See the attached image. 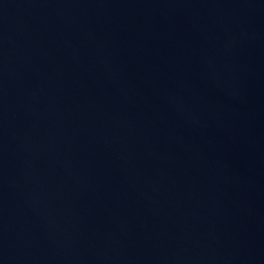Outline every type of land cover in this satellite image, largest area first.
<instances>
[{
    "label": "water",
    "instance_id": "water-1",
    "mask_svg": "<svg viewBox=\"0 0 264 264\" xmlns=\"http://www.w3.org/2000/svg\"><path fill=\"white\" fill-rule=\"evenodd\" d=\"M0 264H264V0H0Z\"/></svg>",
    "mask_w": 264,
    "mask_h": 264
}]
</instances>
